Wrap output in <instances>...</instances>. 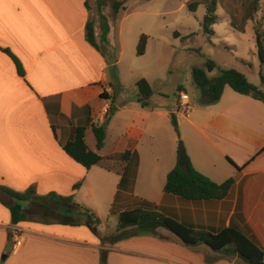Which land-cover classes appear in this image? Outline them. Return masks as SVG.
<instances>
[{
	"label": "crops",
	"instance_id": "obj_1",
	"mask_svg": "<svg viewBox=\"0 0 264 264\" xmlns=\"http://www.w3.org/2000/svg\"><path fill=\"white\" fill-rule=\"evenodd\" d=\"M99 6V0H0V186L72 198L97 209L100 220L98 235L85 225L56 221L13 225L0 202V264H102L103 255L107 264H117V256L119 264L242 261L206 246L187 247L165 229L103 244L110 227L99 207L118 216L142 201L177 210L178 219L194 228L235 226L264 250V104L230 87L214 105H191L189 117L176 111L178 101L176 107L154 101L145 108L139 98L116 104L108 75L114 64L99 41L96 48L87 40L89 22L98 34L99 13H92ZM7 51L19 60L25 77ZM111 109L105 146L98 150L97 141L94 147L87 143V135L93 125L106 122ZM173 114L195 170L217 184L235 179L224 200L196 204L167 197L165 190L154 194L153 177L176 167L175 151L166 160L157 137L163 119ZM78 127L86 128L89 149L102 157L90 170L63 149ZM126 153L128 158H121ZM16 241H21L18 250Z\"/></svg>",
	"mask_w": 264,
	"mask_h": 264
},
{
	"label": "rangeland",
	"instance_id": "obj_2",
	"mask_svg": "<svg viewBox=\"0 0 264 264\" xmlns=\"http://www.w3.org/2000/svg\"><path fill=\"white\" fill-rule=\"evenodd\" d=\"M114 1L102 0L103 8L94 7L92 15L97 17L99 13L96 41L103 45L109 61L114 64L108 75L114 88L113 101L116 104L137 100V83L145 79L154 91L149 100L150 105L160 101L161 104L176 107L181 92H184L190 97L191 105L204 107L201 92L193 79V70H207L210 61L217 66L209 74L210 77L218 76L219 70L235 69L264 92L261 80L264 66H261L258 59L257 44L259 35L264 45V0L258 3L254 0H127L126 11L122 10L119 14L113 10ZM213 2L216 4L214 14L217 24L209 28V33L204 19L208 6L214 7ZM191 4L198 5L195 12L188 8ZM175 33L179 36H175ZM142 35L149 37L148 48L145 55L138 56ZM195 112H192L193 117ZM173 115L162 121V128L157 135L160 141L158 152L167 160L174 150V166L177 167L180 166V143L184 144L186 152L187 147L180 128L179 132L175 130ZM107 119L103 124L106 129L110 124ZM171 139H174V143ZM87 143L91 147L96 144L92 132L87 135ZM167 176L153 177L154 194L157 191L161 194L165 190ZM99 208L102 218L110 227L105 236L116 233L117 215L111 216L103 206ZM88 210L99 217L97 209ZM90 218L91 215H88ZM222 254L231 259L237 257ZM117 261V264L121 261L118 256ZM242 261H238V264H246Z\"/></svg>",
	"mask_w": 264,
	"mask_h": 264
},
{
	"label": "trees",
	"instance_id": "obj_3",
	"mask_svg": "<svg viewBox=\"0 0 264 264\" xmlns=\"http://www.w3.org/2000/svg\"><path fill=\"white\" fill-rule=\"evenodd\" d=\"M99 0L100 9L104 4ZM127 0H115L113 10L119 14L126 11ZM255 3L260 0H254ZM197 4L188 5L191 12L197 10ZM213 8L208 6L204 19L206 30L211 33L210 27L217 24L214 14L216 4ZM103 14H101V17ZM175 36H179L175 33ZM149 37L142 35L138 47V56L146 53ZM87 40L97 48L94 22L87 25ZM258 59L261 66H264V45L261 36H257ZM7 53L15 62L21 77H25V71L19 60L9 51ZM217 68L212 61L208 62L207 70L194 69L193 79L199 88L203 105L209 106L220 101L226 87H230L236 93L248 96L264 104V92L252 84L248 78L235 69L219 70V75L210 77ZM262 85L264 76L261 74ZM139 102L143 107H148L154 91L150 83L143 79L137 83ZM114 114V109L109 110L108 121ZM172 122L176 132H179V125L176 116H172ZM93 133L97 141L98 150L105 146L107 132L106 127L93 125ZM65 152L77 163L90 170L102 161V157L89 149L86 143V128L75 129L74 139L63 145ZM128 153L121 155L127 159ZM189 169L177 166L167 177L165 194L167 197L177 198L182 202L202 203L205 201H221L227 198L235 185V179H229L223 184H217L210 178L202 175L192 166L187 156ZM79 187V186H78ZM77 187V188H78ZM0 202L6 206L11 213L13 225H18L28 220L38 219L39 222L49 224L52 220L61 225L80 226L85 225L98 235L100 220L90 210L77 204L72 198L61 197L55 193L47 196H39L34 188L25 192H17L8 187L0 186ZM114 213V209L111 211ZM91 215L92 221L88 219ZM179 212L162 206H157L147 201L139 202L136 207L127 209L118 214V228L116 233L102 238L103 244L115 245L132 237L147 234H156L157 230L165 229L178 237L182 243L190 248L206 246L215 253H225L237 256L246 264H264V250L261 249L243 230L230 226L219 231H208L204 228H194L188 223L178 219ZM184 217L186 212L183 211ZM102 264H107L106 255H103Z\"/></svg>",
	"mask_w": 264,
	"mask_h": 264
},
{
	"label": "built area",
	"instance_id": "obj_4",
	"mask_svg": "<svg viewBox=\"0 0 264 264\" xmlns=\"http://www.w3.org/2000/svg\"><path fill=\"white\" fill-rule=\"evenodd\" d=\"M178 106H179V110L178 112L181 113L183 116L185 117H189L190 116V112H191V103H190V97L184 93L181 92L180 96H179V100H178ZM109 110L106 112L108 114ZM21 247V241H16L13 249L14 250H18Z\"/></svg>",
	"mask_w": 264,
	"mask_h": 264
},
{
	"label": "water",
	"instance_id": "obj_5",
	"mask_svg": "<svg viewBox=\"0 0 264 264\" xmlns=\"http://www.w3.org/2000/svg\"><path fill=\"white\" fill-rule=\"evenodd\" d=\"M179 165L181 168L189 169V163L187 161V153L184 144L182 142L180 143V150H179ZM90 221H92L91 218Z\"/></svg>",
	"mask_w": 264,
	"mask_h": 264
}]
</instances>
